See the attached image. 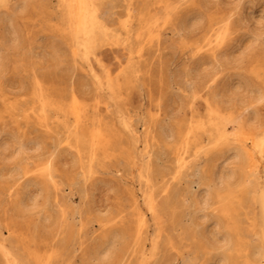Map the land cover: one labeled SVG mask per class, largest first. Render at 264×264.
Returning <instances> with one entry per match:
<instances>
[{"label":"rangeland","instance_id":"1","mask_svg":"<svg viewBox=\"0 0 264 264\" xmlns=\"http://www.w3.org/2000/svg\"><path fill=\"white\" fill-rule=\"evenodd\" d=\"M20 1L0 0V172L5 173L0 178V237L8 247H17L15 253L24 260L28 250L41 255L53 250L52 264L206 263L210 252L205 253L202 245L208 241L190 236L195 208L191 193L203 196L200 188L210 180L219 148L211 147L210 137L203 134L200 145L204 150L195 156L197 146L192 145L190 168L181 178L168 149L172 142L160 126L206 121L204 99L216 94L215 106L239 115L255 130L264 128V0H94L99 40L86 57L72 55L71 35L62 31L68 24L62 0H26L7 26L3 16L11 14ZM164 3L169 10H164ZM220 20L228 26L216 62L210 53L197 51L205 44L209 22ZM10 29L15 36L11 37ZM128 36L130 43L125 46ZM109 80L115 83L113 91L107 88ZM38 87L61 103L74 92L86 103L92 102L90 117H105L107 129H112L113 157L101 159L93 177L83 180L80 175L77 154L65 145L66 129L55 122L53 109L48 113L50 134L34 121L39 105L31 94ZM27 139L31 140L29 149L17 150L16 142ZM4 140L9 146L1 145ZM51 153L59 191L50 189V216L44 218L38 209L15 207L20 188L10 181L8 166L21 156L34 161L37 155ZM194 165L198 172L192 177ZM190 179L197 183L185 190ZM259 181L262 187L263 178ZM150 194L159 210L155 216L146 214V227L138 235L132 197L145 210ZM246 197L231 219L236 226V264L243 263L248 244L260 243L259 204L249 194ZM214 208L207 212L218 213ZM63 209L68 212L66 223L61 217ZM209 226L208 230L213 225ZM109 232L116 234L112 251L106 256L96 254L95 243ZM1 256L0 264H5Z\"/></svg>","mask_w":264,"mask_h":264},{"label":"bare ground","instance_id":"2","mask_svg":"<svg viewBox=\"0 0 264 264\" xmlns=\"http://www.w3.org/2000/svg\"><path fill=\"white\" fill-rule=\"evenodd\" d=\"M62 3L66 10L65 16L68 23L66 29L62 31L69 32V34L71 35V39L73 42L72 55L76 57L77 55L81 54L86 57L89 53L92 52L93 47L99 40L95 34L96 30L99 27V23H98V15L96 13V8L94 5V0H62ZM25 4H26V0H21L19 3L13 6L11 14L3 16L4 21L7 22L6 24L7 26L11 25L12 15L15 13V11L23 10ZM163 7L165 11L169 10L168 9L169 5H167L166 3H164ZM148 14H150V12ZM224 21L225 20H220L219 21L220 23L212 22V21L209 22V24L204 30L203 37L205 38V44L199 47L197 51V52L204 51L210 53V55L214 57L216 62H218L216 52L219 49V47L223 44V42L224 41L226 42V40L224 39V33L225 30H227L228 25H226ZM145 27L148 28L149 26L145 25ZM10 32H11L10 33L11 37L15 36V32L13 30H11ZM126 32L129 33L130 29L126 28ZM123 43L125 46L128 45L130 43V37L128 36L123 41ZM141 51L142 50H139L137 54V56L140 58L142 56ZM42 88L44 90H47L44 87ZM107 88L110 91H113L115 88V83H111L109 80L107 84ZM43 89H40L38 87V89L36 88L31 94L32 100L35 102V104L37 102L39 105L38 111L34 114V121L40 127V130L42 128L44 132L47 133L51 132L52 129L49 123L50 118L48 117V113L50 110L53 109L56 114L54 117L55 122L57 124L59 123L64 124V127L66 129V137L64 139L65 145L70 150H72L74 153L77 154L78 160L75 161V164H79V168L81 169L80 175L82 176L83 180L88 177L90 178L93 177L94 174L97 173V171L94 168L97 164L100 163V160L105 158L109 159L113 157V152L111 151L113 134L111 132L112 129L108 130L110 128L109 127L110 125L108 126L109 128L107 129V126L105 124L106 121L104 123V119H103L105 117L103 118L99 116L97 118L95 116L90 117L89 115L90 105L92 104V102L91 104L86 103L87 101L85 102L84 100L80 99V97H78L77 94H75L74 92H72L70 97L68 96L70 98L69 100H67L65 103H61L56 100L50 99L49 96L47 95L48 93L46 91L44 92ZM80 93H81V89H80ZM215 101H216V94H212L210 97H206L204 99L205 105L207 107L206 121L201 119L197 121L190 120L188 122H183L184 124L178 125L175 128L171 127V125L170 127L166 125L160 126V130L162 132L164 131V129H166V138L168 140H171L172 142L170 146L168 145V149L170 150V154L172 156L173 162L177 168L176 173L178 176L181 175L187 176V174L184 173L190 168L189 159L191 157V151H192L191 147L193 144L197 146V149L194 153L195 156H199L200 154H202L201 152H203L204 147L203 145H200V143L203 134L207 133L208 134L207 136L210 137L211 140L208 143L212 145L211 147L215 149V147L218 146L219 148L217 150L218 153H216L217 156L214 161L210 180L207 184H204L202 188H200L201 190H203V196L201 198H197L198 196H196L197 194L196 192L192 191L191 193L194 200L195 208L193 211L194 214L191 222L193 223L192 224L193 228L192 231H190V236L192 235L201 236L203 239H205V241H208L205 244L203 243L204 245H202V248L203 250H205V253H207V251L210 252V255L207 254L208 258L205 259L206 263L204 264H236L237 256L234 255L236 238L233 233L236 226L231 219L235 216V213L240 208V204L242 203V201L249 198L246 197L249 194L250 196L254 197L256 202L259 204L260 212H259L258 222L261 227L260 238H259L260 243L248 244L249 249L247 250L248 252L245 254L246 256L242 264H264V182H263V186L261 187L259 181L260 177L263 178L264 180V128L259 131L255 130L254 127L251 126V124H248L245 121H243V119L239 118V115L232 116V113L224 112V110H221L219 107L215 106L214 104ZM11 105H13V102ZM247 107H251V104H248ZM94 109H96L95 106ZM92 111L94 110L92 109ZM29 118L27 119L30 120ZM67 119L69 120L71 119L72 121L71 124L66 123V121H68ZM187 120H189V118ZM126 128L128 129L129 127L126 126ZM130 131L133 132V129L130 128ZM60 139L63 138L61 137ZM37 140H39L38 137ZM30 141H31L30 139H27L26 141L19 140L18 142H16L17 146L15 147L19 151H23V150L26 151L25 149H29V147H27V144ZM8 144L9 141L4 140V142L1 145L4 146ZM35 155H36V151H35ZM25 158H27L26 155ZM25 158L23 156L17 158L15 161H13L10 164L12 165V167L5 165V167L8 166L12 170V172H10L9 175L10 181L13 182L12 184L19 185L20 188L19 191L15 193L17 194V198L14 201L15 202L14 205L19 210L25 208L38 209L39 211L43 212L44 218H47L50 216V212L48 208H50L51 200L53 198L52 194L50 193L51 191L50 189L55 188L57 191H59L58 187L55 184V181L57 179H55L56 169L53 168L54 165L52 160V153L50 155H47V157H41L40 155H37L36 160L34 161L33 160L26 161L24 160ZM229 165H232V167L228 168L229 170L224 172L225 168H227ZM191 167H193V165H191ZM260 167H262L261 176H260ZM197 172L198 169L197 166H195L190 176L192 177L197 176ZM152 173L149 174L151 175ZM4 174L0 172L1 179L4 178ZM182 177L183 176H181V178ZM194 183H197V181L195 179H190L188 181V186H186L188 187V189L185 190H191L192 185ZM35 185L38 186L37 190L31 192L30 187H33ZM39 199H41V201H39ZM131 205L133 209L131 207L129 209H132L134 214L136 215L137 223H138L137 234L140 235L141 233L140 230H142V228L146 225V214L148 213L151 214L152 216H155L157 214L158 208L156 209L155 199L151 194L148 195L146 198L145 210L141 209L135 197H132ZM212 206L215 207L214 208L215 210H218L216 212H218L219 214L209 213L210 211L207 212V209ZM61 212H62L61 214L62 220L64 221V223H66L65 221L69 218L67 215L68 212L67 210L64 209ZM71 212L74 213V211ZM134 214L132 213V215ZM223 218L230 220L226 222ZM209 224L213 225L210 230H208V228L210 227ZM62 228L65 227L63 226ZM114 232H109L108 234L103 235L102 240L95 243L94 252L96 254L106 256L112 251V248L115 245V237H116V234H114ZM61 233H63V231L60 232V234ZM2 238L3 237H0V251H1L0 253L2 255L1 257H3V259L5 260V264H28V261L30 262L31 260L36 264H52V260L55 255L53 250L50 252H46L45 254L42 253L44 255L39 254L41 253L40 251L39 253H37L35 251L32 252L28 250L26 251L27 256L31 260H27L28 257L26 260H24L23 258L20 259L18 255L19 252L15 253L16 251L15 249L17 247L14 246L16 247L15 249L12 247H8V245L5 243V239ZM15 243H17V241ZM22 247L24 248V246ZM155 248L156 245L153 244V250ZM137 252L139 251H136V253Z\"/></svg>","mask_w":264,"mask_h":264}]
</instances>
